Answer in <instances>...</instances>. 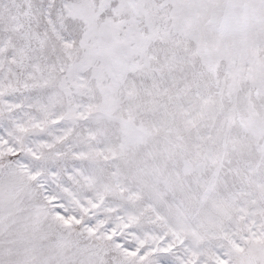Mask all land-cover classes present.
<instances>
[{"label": "snow or ice", "instance_id": "1", "mask_svg": "<svg viewBox=\"0 0 264 264\" xmlns=\"http://www.w3.org/2000/svg\"><path fill=\"white\" fill-rule=\"evenodd\" d=\"M0 264H264V0H0Z\"/></svg>", "mask_w": 264, "mask_h": 264}]
</instances>
